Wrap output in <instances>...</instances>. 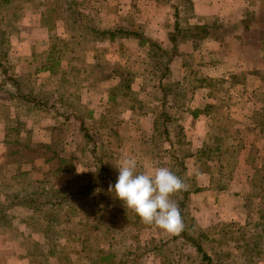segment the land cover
Instances as JSON below:
<instances>
[{
	"label": "rangeland",
	"instance_id": "rangeland-1",
	"mask_svg": "<svg viewBox=\"0 0 264 264\" xmlns=\"http://www.w3.org/2000/svg\"><path fill=\"white\" fill-rule=\"evenodd\" d=\"M19 1L20 4L26 3V6L25 8L21 7L22 18L18 26L19 30L11 36L10 55L6 56L2 63L11 67L9 74L17 75L15 77L22 81L24 92L29 94L27 99L19 93L14 96L11 94L4 96V94L8 95L9 89L14 90V87L10 83L0 85V93H2L0 94V204L3 201H8L11 191L26 192L28 184H21L23 177H20V171L29 173V177L43 182L49 187L61 190L65 185V178H79L82 180L85 176L86 178L89 177V172L95 171L96 165L99 163L97 156L100 157L103 154L100 151L106 145L103 136H106L107 132L106 127L100 121L103 118V114H101L103 105L100 99L107 97L106 87L117 81L115 78L112 81L104 82V84L95 83L97 85L94 88L86 85L91 81L87 77L88 73H91L92 77L99 74V69L90 70L96 63L94 50L97 47L101 51H99V54L104 56L103 58L109 64L106 67L108 71L111 66L118 63L123 64L126 61L131 63L139 73L150 75L149 73L153 71L154 61L149 58L140 44V39L135 36L124 41L120 40L124 47L121 45L112 47L110 42L105 46H102L103 44L96 47L92 46L100 41L77 44L75 48L79 58L74 65L79 69L80 82L85 86L81 88L80 99H78V96L71 97L67 99V103L74 106L77 102H81L82 108L92 109L94 115L93 118L85 116L84 119L73 117L66 123V126H62L64 117L60 114L54 115L56 109L40 111L36 105L30 104L33 102L31 98L35 95H46L55 89L57 93L59 91L70 92L75 87H72L69 83L63 84L61 82V72H56L53 75L41 72L29 77L28 69L35 68L39 63H24L21 59L28 60L30 53L35 48L38 50L49 49L53 42L50 37L65 34L64 27L62 24L56 26L55 33L52 34L46 27L41 25L38 7L43 0H14L13 3ZM47 1L56 5L57 16H59V13L60 15L63 14L61 0ZM78 2L80 3L78 9L82 17L80 20H76L77 25L81 26L76 31L83 30L85 26L90 28L92 25L104 30L112 29L116 23L124 21L125 17L135 13L134 18L145 27V36L156 37L168 45V31L173 29V24L177 19L173 6L176 3L181 5L184 2L187 3L186 0H78ZM213 4V10L216 9L215 14H208L206 18L196 13L192 15L191 10L188 11L183 6L180 8L179 20L181 19L180 21L183 23L181 27L185 28L195 23L202 24L206 21L211 25V28L208 38L203 41L194 43L192 40H186L181 42L170 65L172 74L170 80L179 83L180 92L185 95L184 101L188 102V107L185 108L181 116H178V112L179 120L177 122L187 128V132L185 130L183 133L186 141L191 144V156L189 155L186 158L188 172L185 181V187L190 189V199L185 201L188 202L183 209L180 206V201L185 200L182 192L175 193L172 199L178 205L180 212H185L183 219L189 225L191 223L195 224L197 234L200 228L211 231L209 239H204L203 244L214 259L226 256L224 261L227 264H246V261L242 263L243 248L237 249L235 246L237 243L230 241L227 237H223L219 241L217 231L223 229L232 234V237H238L240 233L246 230L247 217H252L261 224H258L257 228L254 225L251 226L250 234L256 235L257 231H261L264 235V219L256 212H253V214L249 212L253 201L257 209H263L264 215V199L255 196L250 198L257 187L264 189V185L257 179L252 168V165L260 166L264 163V126L247 127L251 112L254 109L264 107V20L262 21L260 17L259 19L247 17L250 20L248 23L239 24L234 20L239 14L237 9L240 6L237 3L230 4L232 6L226 9L222 6L224 3ZM182 17H185V19L183 20ZM60 44L62 46V43L58 45ZM92 47L94 48L91 50ZM212 60L217 61V63L215 65L209 64ZM201 64L204 67L203 73L213 79L212 81L216 85L215 88L205 87L185 91V77L190 71L189 67L200 68L198 66ZM24 69L27 71H23ZM242 72L245 75L241 77L239 75V79L232 76L235 73L242 74ZM19 74H21L20 77ZM2 81L3 76L0 72V83ZM143 82V79L138 77L133 84V89L139 91ZM152 92L154 93V91ZM210 92L213 96H209ZM154 96L160 97L161 93L156 91ZM177 101L178 97L174 93L170 98L171 111L176 110ZM208 102L219 105L215 115L218 123L220 122V134H224L223 137H226L227 144L236 145L241 143L244 145L233 178L228 181L226 190H215L210 186L209 169L219 167L222 156L218 152L214 153L213 159L210 160L207 157L198 159L195 156L196 149L200 148L205 142L208 126L207 122H205V129L201 125L204 131L201 130L200 133H205L204 136L197 137L198 133L196 132L198 130H196L193 123L188 121L189 112L193 107H203ZM47 107L50 106L47 105ZM79 111H81V108H79ZM127 112L128 110L122 116L129 117ZM82 113L84 114V110H82ZM152 120L153 115L150 116V120L142 121L141 130L149 129ZM82 122L88 128L93 129L95 139L91 140L89 136H86V132L81 128ZM110 126L118 132L121 131L117 121L110 124ZM130 127V125H123L124 138L119 141L114 139V147L112 148L115 153L112 154L113 158H110L108 162L111 161L115 172L118 171L117 168L126 157L136 159L139 172L146 169L153 170L158 167H165V164L169 163V158L164 157V155L155 156L153 152L154 145L141 140L142 138L139 136L141 134L140 129H132L126 134ZM193 129L196 132L192 133ZM232 129H234L233 133ZM230 134L232 135L228 136ZM88 143L92 146L94 144L97 147L100 146V148L96 152H92L88 148ZM197 145H200V147ZM34 159L35 162H33ZM64 161L68 163L65 166L67 168L60 172L61 177L56 179L55 175L46 174L49 167L56 168L59 162L60 165H63ZM73 182L72 187L75 188L76 181L73 180ZM103 186L106 190L104 188L102 192L101 189H98V191L95 189L94 192L98 195H102V193L111 195V197L106 199L105 202L101 198L98 202H94L95 208L104 205L106 202L110 203L114 195L109 192L110 185L104 184ZM107 207L104 209V214L100 213L99 217L95 219L85 217V220H90L94 225H99V230L105 231L110 227L109 223L111 217H113L111 214L118 209L119 204L111 202L108 209ZM106 210H108V213H106ZM58 211L62 210L59 209ZM8 213L11 221L6 223L7 225L0 223V264H63V262L70 260L75 261L77 264L87 263L84 254H79V245L68 238V236L71 237L72 232L74 234L78 233L76 229L79 226L76 223L82 216L74 212L71 220L62 221L59 226L60 232L61 230L66 232L65 235L62 234L57 238V250L60 251L61 246L71 244L69 254L66 252L60 253L57 258L51 257L48 260H44L46 257H42V255L39 259H33L32 261L29 258L31 251L36 250L37 253L38 250H43L41 253H47L48 246L44 244L47 238L41 235L43 233L39 234L36 231V225L38 223L41 225L44 215L42 214L39 217L38 213L34 214L36 211L32 212L29 208L25 210L22 206L13 207L8 210ZM22 217L28 218V221L21 222ZM211 217H214V222H211ZM31 219L35 221L33 220V222ZM128 229H132L130 231L131 236H126L124 246L132 241L134 243L133 247H135L134 245H144L161 250H148L141 259V263L138 264H167L169 246L177 247L179 243L178 241L171 242L173 235L163 233L155 226L146 225L141 221ZM126 232L128 233L127 230L123 233ZM98 236H102V232ZM261 240V244L263 243L264 246V241ZM167 241L169 243L165 244ZM185 251V255L189 254L190 256L184 263L201 264L202 255L193 246L187 245ZM249 257L247 255V258ZM245 260H247L246 257ZM255 264H264V257Z\"/></svg>",
	"mask_w": 264,
	"mask_h": 264
},
{
	"label": "trees",
	"instance_id": "trees-1",
	"mask_svg": "<svg viewBox=\"0 0 264 264\" xmlns=\"http://www.w3.org/2000/svg\"><path fill=\"white\" fill-rule=\"evenodd\" d=\"M13 1L14 0H0V72L3 76V81L0 85L3 86L10 83L14 87V90L9 89V94L14 96L16 93H19L22 96L24 95L23 98L27 99L29 93L24 92L22 81L18 77H15L17 75L13 76L9 74V69L11 67L2 63L3 60L6 59V56L10 55V45L12 42L11 36L15 31L17 32L19 30L18 26L20 25L22 18L21 7L25 8L26 6V3L20 4V1L18 3H13ZM190 1L186 0L187 3L184 2L182 5L176 3L173 6L175 17H177V19L173 24V29L168 31L167 40L169 45L156 37L150 35L145 36V27L134 18V15H136L135 13L125 17L123 19L124 21L116 23L112 29L109 28L104 30L92 25L90 28L85 26L83 30L76 31V29L81 27L77 25L78 22H76V20H80L82 17V14H80L78 9V5L80 4L78 0H61L63 14L60 15L59 13V16L56 14L57 7L54 3H48L47 0H43L39 3L38 10L41 25L46 27L50 33L54 34L56 26L62 24L66 35L63 33V35L57 34V36L54 35L53 37H50L53 42L49 46V49L38 50L35 48L30 53L28 60L21 59L24 63H39L35 68L31 67V69H28L29 71L25 69L23 71L29 72V77H33L35 74L37 75L41 72L50 75H53L56 72H61V82L63 84L69 83L72 87H75L73 88L74 90L70 92L59 91V93H57L55 92V89L53 92H49L46 95H35L31 98L33 102L30 104H33V106L36 105L40 111H43L44 109L47 111L56 109L53 114H60V116L64 117L62 121L63 125L61 124L62 126H66V123L73 117L84 119L85 116L93 118L94 115L92 109H85V107L83 109L81 102H77L74 106L73 104L67 103V99L71 97L75 98L78 96V99H80L81 88L85 86V84L80 82V71L74 65L75 61L79 58L76 54L77 50L75 48L77 44L109 40L110 46L112 47L118 45L124 47L120 40L130 39L132 36H135L140 39L141 46L145 49L149 58H152L154 61L153 71L151 73L148 71L150 75L139 73L133 68L134 66H132L131 63H127L125 60L123 64L118 63L115 65L116 67L111 66V69L108 71L106 67L109 64L106 62V59L103 58L104 56L99 54L100 48H96L94 50L96 63L90 70L95 71L99 69V74L92 77L91 73H88L87 77L91 81L86 85H90L91 88H94V86L99 83L104 84V82L112 81L115 78L117 81L106 87L108 95L106 98L102 97V99H100L103 105V109H101L103 118L100 121L102 125L106 127L107 132L106 136H103L105 137L106 145H104L102 151H100V153L103 154L100 155V157L97 156L99 163L97 164L98 166L96 165L95 171L89 172V177L86 178L85 176L82 180L66 176L67 178H65V185L62 190L55 187H49L43 182L29 177V173L27 174L25 171H20L19 175L20 177H23L21 184H28L29 188L27 187L26 192L24 191L25 193L11 191L8 196V201L1 202L0 223L2 225H7L6 223L11 221L8 216V210L16 206H22L25 210L29 208L32 212L36 211L34 214L36 215L38 213L37 215L39 217L42 214L44 215L41 225L39 223L36 225V231L39 232V234L43 233L41 235L47 238L46 243H44L48 246L47 253H41L43 250H38L37 253L36 250L31 251L29 258L32 261L33 259H39L42 255V257H46L44 260H48L51 257L57 258L60 253L66 252L69 254V247L71 244L61 246V250L59 251L57 250L58 246L56 241L59 236L62 234L65 235L66 232L65 230H61L60 232V224L62 221L71 220L72 213L74 212L82 216V218L76 223V225L79 226L76 229L78 233L74 234L72 232L71 237L68 236V238L74 240L75 243L79 245V254H84V258H86L87 261L86 264H138L141 263V259H143L148 250H157L155 247L152 248L151 246L144 245H134L135 247H133L134 243L132 241L124 246L125 239H127L126 236H131L130 231H132V229L128 228L135 226L136 223L141 220L131 210L125 209L119 200L114 198L115 193H113L114 195L111 198V202L119 204V207L111 214L113 217H111L109 223L110 227L106 229L107 231L99 230V225H94L90 220H85V217H92L95 219L100 216V213L104 214V209L111 204V202H106L104 205H100L102 207L99 206L95 208L94 202H98L100 198L105 202L106 199L111 197V195H104L103 193L102 195H98L94 191L95 189L97 191L98 189H101L103 192V189L105 188L103 186L104 184L114 185L117 180L118 171L115 172V169L111 165V161L108 162V160L110 158L112 159V154L114 155L115 153L112 148L114 147V142L124 138V131H122V128L125 124L131 126L129 131H126V134L132 129H140L141 134L139 136H141V140L154 145V155H164V157L169 158V163H166L165 167L169 168L185 185L186 173L188 172L186 158L187 156L189 157V155L191 156V144L185 139L183 133L184 125L177 121L179 120L178 116H181L185 111V108L187 109L188 102L186 103V101H184L185 95L181 94L180 87L178 86L179 83L170 80L172 75L170 65L175 53L178 52L177 48L181 42L186 40H192L194 43L203 41L208 38L211 28V25L206 21L202 24L195 23L192 26L185 28L181 27L183 24L180 21L181 19L179 20L181 6L188 9V11L191 10L192 15H195L194 3L192 0ZM182 19L184 20L185 17H182ZM59 43H62V46L61 44L58 45ZM216 63L217 61L212 60L209 64L215 65ZM198 67L200 68L193 66L189 67L190 71L185 77V91L190 89L193 91L196 88L205 87L215 88L216 85L214 81H212L213 79H211L209 75L207 76L203 73L204 67L202 64ZM243 73L244 72H242V74L235 73L232 76L239 79V75V77L245 75ZM20 76L21 74H19V77ZM138 77L142 78L144 82L140 90L135 91L133 89V84ZM152 91H154V93ZM156 91L161 93L160 97L154 96ZM174 93L178 97V101L175 107L176 110L171 111L169 104H171L170 98ZM211 93L212 92H210L209 96L212 95ZM47 105L50 107H47ZM218 106L219 105L215 103L208 102L203 107L193 108L190 112L194 118H198L201 115L207 117L206 122L208 128L206 131L205 142L200 148L196 149L195 156H197L198 159H201V157H207L208 160L213 159L214 153L216 152L222 156L220 166L214 168L211 167L209 169L210 186L215 190H226L228 181L233 178V173L240 160L239 158L242 154L244 145L241 143L229 145L226 142V137H223L224 134H220V122L218 123V120L216 119L217 116L215 115L217 114L216 109ZM79 108H81V111H79ZM82 110H84V114L82 113ZM127 110H131L132 112L129 119L122 116ZM178 112L179 115L177 116ZM151 115H153L151 127L146 130L143 129L142 131L141 122L147 120ZM115 121H117L121 127L120 132L116 131L114 128L112 129L110 126V124H113ZM248 121L247 127L249 128H255L256 126L263 127L264 107L262 109H254L251 112ZM81 126L86 132V136H89L91 140L95 139L94 132L92 131L93 129L88 128L83 122ZM225 130L228 131L227 129ZM233 130L234 129H232V133ZM231 135L232 134L228 136ZM95 144L92 146L88 143L90 151L96 152L100 148V146L97 147ZM33 162H35V159ZM67 163V161H64L63 165H60L59 162L58 167H49L46 174H49L50 176L55 175L54 177L56 179L61 177L60 172L67 168L65 167ZM252 168L257 179H259L262 185H264V163L260 166L252 165ZM73 180L76 181L75 188L72 187L74 183ZM180 192L184 194L185 198V200L183 199V201H180V206L183 209L187 206V202L190 199V189L185 187ZM254 196L256 198L264 199V189L257 187L256 191L253 192L250 198ZM186 200L188 201L185 202ZM251 203L253 206L251 205L249 209V212H252L250 214L256 212L262 219H264L263 209H257V206H254L255 203L253 201ZM59 209L62 211L59 212ZM106 213H108V210H106ZM180 213L183 219L185 212L181 211ZM21 219V222L28 221V218L26 217H22ZM211 219V222H214V217H211ZM31 220L33 221L34 219ZM183 223V230L180 233L173 235L171 238V242L178 241L179 243L177 247L169 246V251H167V264H187V262L184 263V261L190 256L189 254L185 255V247L187 245L193 246L195 250L202 255L201 264H227L224 261L226 256L214 259V257L206 250L203 240L207 238L209 239L211 232L209 229L200 228L197 234L194 223L189 225L184 219ZM258 224L261 223H258V221L252 217H247L246 230L240 233L238 237H232V234L223 229L216 231L219 234V241H221V238L227 237L230 241L232 240L237 243L235 245L237 249L243 248L242 263L246 261V264H255L264 257L262 256L264 254V246L262 245L263 243L261 244V239L264 241L263 232L257 231L256 235L250 234V227L254 225L255 228H257ZM126 230L128 233H123ZM101 232L102 236L99 237L98 235H100ZM102 237L105 238L101 239ZM169 241L165 244L169 243ZM157 251L161 250L158 249ZM247 255L250 257L247 258ZM245 257L247 260H245ZM63 264L77 263L70 260L68 262H63Z\"/></svg>",
	"mask_w": 264,
	"mask_h": 264
},
{
	"label": "clouds",
	"instance_id": "clouds-1",
	"mask_svg": "<svg viewBox=\"0 0 264 264\" xmlns=\"http://www.w3.org/2000/svg\"><path fill=\"white\" fill-rule=\"evenodd\" d=\"M118 169V177L109 191L115 193L125 209L163 233L176 235L184 228L178 205L172 196L185 185L169 168L158 167L139 172L135 158L126 157Z\"/></svg>",
	"mask_w": 264,
	"mask_h": 264
},
{
	"label": "crops",
	"instance_id": "crops-1",
	"mask_svg": "<svg viewBox=\"0 0 264 264\" xmlns=\"http://www.w3.org/2000/svg\"><path fill=\"white\" fill-rule=\"evenodd\" d=\"M194 3V11L196 14H198L199 16H202L204 18H206V16H208V14L213 15L215 14L213 10V3H224L222 6H224L223 8H228L231 7L232 3H237L238 9L237 11L239 12L238 17H235L234 20H236L237 23L239 24H244V23H248V21H250L248 18L253 17V18H257L263 21L264 20V0H192ZM240 4V5H239ZM209 15V16H210ZM264 22V21H263ZM123 41L126 39H122ZM97 44H93L92 46H100L101 44H103L102 46H105L109 43V40H105L103 42H96ZM234 44H236L235 42H233ZM94 47L91 48V50ZM98 48V47H97ZM179 48V46H178ZM177 48V50H178ZM211 51V50H210ZM215 52V51H214ZM2 94V93H0ZM9 96L7 94H4V96ZM195 108V107H193ZM192 110V109H191ZM129 114V117H125L126 119H129L130 116L132 115L131 110H128L127 112ZM150 120V117L148 118ZM207 117L205 115H201L198 118H194L191 114V112H189V117H188V121L190 123H193L194 126L196 127V130H198L196 132L195 129L192 130V133L196 132L197 137L204 136V133H200L201 130L204 131L205 129V122H206ZM152 124V123H151ZM201 125H203V127H201ZM151 127V126H150ZM148 127V128H150ZM201 127V128H200ZM186 130L187 132V128H184V131ZM202 132V131H201ZM188 134V133H187ZM198 147H200V145H197ZM199 177L201 178V176L199 175Z\"/></svg>",
	"mask_w": 264,
	"mask_h": 264
}]
</instances>
